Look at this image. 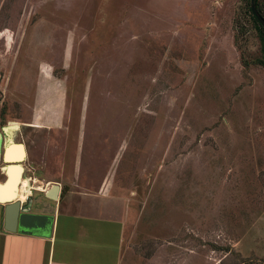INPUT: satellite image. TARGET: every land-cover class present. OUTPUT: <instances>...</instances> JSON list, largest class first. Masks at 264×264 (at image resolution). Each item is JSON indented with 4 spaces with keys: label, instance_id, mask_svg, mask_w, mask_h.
I'll return each mask as SVG.
<instances>
[{
    "label": "rangeland",
    "instance_id": "374dc122",
    "mask_svg": "<svg viewBox=\"0 0 264 264\" xmlns=\"http://www.w3.org/2000/svg\"><path fill=\"white\" fill-rule=\"evenodd\" d=\"M250 5L0 0V127L17 125L30 182L122 213V264H264V66ZM45 192L25 204L53 211Z\"/></svg>",
    "mask_w": 264,
    "mask_h": 264
},
{
    "label": "crops",
    "instance_id": "0c3cea01",
    "mask_svg": "<svg viewBox=\"0 0 264 264\" xmlns=\"http://www.w3.org/2000/svg\"><path fill=\"white\" fill-rule=\"evenodd\" d=\"M63 189L53 211H46L55 216L50 233L9 232L0 225V264H122V213L84 191L70 190L62 204Z\"/></svg>",
    "mask_w": 264,
    "mask_h": 264
},
{
    "label": "water",
    "instance_id": "95a60500",
    "mask_svg": "<svg viewBox=\"0 0 264 264\" xmlns=\"http://www.w3.org/2000/svg\"><path fill=\"white\" fill-rule=\"evenodd\" d=\"M251 7L254 15L257 17L259 22L264 26V15L258 10L257 0H251ZM25 126H30V125H25ZM7 127L10 126H4V130L8 133V135H6V142L4 145L5 147L3 152V161L6 163V165L3 166V171L7 173V176L5 182L3 184L0 183V185H2L3 187L8 183L10 179V173H9L10 168L12 166L21 165L20 161L23 160L22 159L19 161H10L6 159L7 146L13 140L9 132L6 130ZM21 144L22 142H20V144L17 145H21ZM0 192L3 196L5 195L7 196L12 193L11 191L7 190L6 187L1 189ZM60 193H61V184L53 183L52 186L45 192V195L47 198L53 201H58L60 199ZM12 196L9 197L10 199H6L5 201L0 202L5 206V230L9 232H20L24 234L50 233L52 231L53 222L55 218L54 214L46 213V211L34 212L32 210L33 208L31 205L29 206L20 199L18 198L16 199L15 197Z\"/></svg>",
    "mask_w": 264,
    "mask_h": 264
},
{
    "label": "bare ground",
    "instance_id": "6f19581e",
    "mask_svg": "<svg viewBox=\"0 0 264 264\" xmlns=\"http://www.w3.org/2000/svg\"><path fill=\"white\" fill-rule=\"evenodd\" d=\"M17 144H20L19 143H12L10 146L7 147V151H6V159L7 160H10V161H19V160H24L25 157L27 156V149H26V146L24 143H22L21 145H17ZM14 146H17L15 148L16 151H18L20 153V155H22V157L20 158H17L15 155H14V152L11 151V148L14 147ZM18 166H22L21 168H19L18 170L16 169L14 171V173H12L13 170H10V179L8 181V183L3 187L2 185H0L1 189L3 188H7V190L11 191L12 193L9 194V195H5L3 196L0 192V202H3L5 201L6 199H10L9 197H15L16 199H20L21 201L22 200H28L31 195L33 194V189H36V190H42V191H46V189L51 186V184L48 182L46 183L45 185L41 182V180H39L38 178H33L31 179L32 182H30V180L26 179L25 177L22 178L23 176V173H24V165L21 163V165H18ZM23 171V173H22ZM15 173L17 174V176H19V179L20 180V183L19 184H15ZM22 175V176H21ZM4 181H0V183H4ZM0 189V191H1ZM48 190V189H47ZM7 197V198H6Z\"/></svg>",
    "mask_w": 264,
    "mask_h": 264
},
{
    "label": "flooded vegetation",
    "instance_id": "af4514ba",
    "mask_svg": "<svg viewBox=\"0 0 264 264\" xmlns=\"http://www.w3.org/2000/svg\"><path fill=\"white\" fill-rule=\"evenodd\" d=\"M16 127H17L16 124H11L10 127H7L6 128V130L9 132V134H11V138L13 139L12 142L8 146H10L12 143H19L18 141L17 142L14 141V135L13 134H14V130L16 129ZM0 129L2 130V133H0V136H1L0 137V177H4V180H5L6 179V176H7V173L5 171H3V166L6 165V163L3 161V152H4V147H5V146H3V139H4L3 135L6 136V135H8V133L4 130V126H1ZM16 147L17 146L12 147L11 148V151L14 152V155L17 158H20V157H22V155H20V153L15 150ZM24 160H22L20 162L22 163ZM21 167L22 166H12L10 168V170H13L12 173H14V171L16 169L18 170ZM22 173H23V171H22ZM25 173H26V167L24 165V173H23L22 178H24ZM15 175H16V177H15V184H19L21 179L19 178V176H17L16 173H15ZM2 224L5 226V206L0 203V225H2Z\"/></svg>",
    "mask_w": 264,
    "mask_h": 264
},
{
    "label": "trees",
    "instance_id": "16d2710c",
    "mask_svg": "<svg viewBox=\"0 0 264 264\" xmlns=\"http://www.w3.org/2000/svg\"><path fill=\"white\" fill-rule=\"evenodd\" d=\"M257 7H258V10L264 15L262 9L259 6V0H257ZM249 10L251 12V16H252L253 20L255 21V23L257 25V28H258L260 34H261V42H262V54L259 58H257L255 60V62L264 66V26L259 22L257 17L254 15L251 5H250ZM247 65H248V63H247Z\"/></svg>",
    "mask_w": 264,
    "mask_h": 264
},
{
    "label": "built area",
    "instance_id": "2783aa9c",
    "mask_svg": "<svg viewBox=\"0 0 264 264\" xmlns=\"http://www.w3.org/2000/svg\"><path fill=\"white\" fill-rule=\"evenodd\" d=\"M52 186V185H51ZM51 186H49L47 189H49ZM47 189H46V191H47Z\"/></svg>",
    "mask_w": 264,
    "mask_h": 264
}]
</instances>
